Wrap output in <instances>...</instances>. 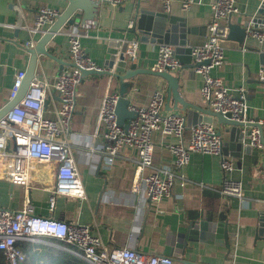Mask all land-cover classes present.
<instances>
[{
  "label": "crops",
  "instance_id": "1",
  "mask_svg": "<svg viewBox=\"0 0 264 264\" xmlns=\"http://www.w3.org/2000/svg\"><path fill=\"white\" fill-rule=\"evenodd\" d=\"M182 1L130 0L118 8L102 4L95 27H90L89 21H76L79 30L86 35L82 39V46L99 67L105 68L110 43L136 40L139 42L138 63L129 65L123 75L134 70L152 71L158 58L159 44L152 40L142 41L137 36L141 32L137 29L140 20L145 17L143 11L183 20L193 31L188 36L190 49L207 40V26L213 18L212 4L215 0H203L201 5L193 6L189 12L182 11ZM167 2L168 10L165 9ZM260 4L259 0H236L240 14L231 23L241 26L250 22V17L256 15ZM68 6V0H0V110L11 102L8 97L18 73L26 74L30 66L31 50L26 47L30 35L25 26L33 25L40 8L56 9L62 15ZM132 22L134 27L130 29ZM53 26L47 28L46 33ZM65 27L46 46L48 56L39 57L35 78L53 82L61 72L71 68L65 35L70 26ZM44 35H36L34 49ZM263 54L264 44L258 45L252 39H246L244 47H240L236 40H229L223 67L211 73L229 89L243 87L249 94L247 119L256 125L246 123L252 126L243 129L249 134L246 145H250V135L254 129L261 127L264 135V66L259 59ZM189 56L188 53L183 55L188 59ZM182 65L181 72H171L180 79L182 97L196 107L211 110L201 95L202 77L195 74L193 68H188L184 63ZM109 82H112V91L119 96L123 86L131 107L148 105L153 93L159 91L165 98L164 113L184 115L173 110L175 102L172 93L167 82L161 78L138 74L121 84L119 80L109 77L84 75L78 86L69 140L86 199L58 197L55 210L51 212L49 195L39 190L33 182L30 191L33 214L89 226L93 235L100 237L108 250L129 248L155 256H163L168 247V237L184 233L191 223H213L221 225L222 231H228L229 247L223 240L220 244H212L198 239L186 243L179 258L172 257L174 264H264V233L261 234L264 231L261 228V218L264 217L263 150L253 149L252 153L243 150L238 158L229 148L232 141L230 133H225L228 126L222 125L216 129L222 132L224 145H228L225 154L236 164L233 173L224 175L218 157L201 154H193L185 168L176 169L174 157L167 147L177 143V138L154 133V167L174 171L178 179L170 198L163 199L159 204L152 203L144 192L143 175H140L141 178L138 176V152L135 149L122 150L111 164L106 158L105 129L99 125V114ZM47 100L49 104L45 107V116L53 119L52 99L48 96ZM188 137L189 131H186L185 138ZM257 152H260L259 156L254 154ZM148 173L149 170L144 175ZM138 177L140 188L134 192L133 184ZM180 177L186 179L185 187L179 184ZM225 178L242 184L243 202L220 195ZM25 202L23 187L0 178V209L21 211ZM42 244L72 253L53 241H42ZM172 248L176 251V243Z\"/></svg>",
  "mask_w": 264,
  "mask_h": 264
},
{
  "label": "built area",
  "instance_id": "2",
  "mask_svg": "<svg viewBox=\"0 0 264 264\" xmlns=\"http://www.w3.org/2000/svg\"><path fill=\"white\" fill-rule=\"evenodd\" d=\"M102 4L118 8L130 0H100ZM203 0H183L182 11L189 12L193 6L201 5ZM166 10L169 3H166ZM213 18L208 24V37L204 44L192 48L193 70L203 79L201 95L211 111L223 116L230 115L233 121L252 123L247 119L249 94L243 87L229 89L220 78L211 75L225 63L226 43L229 25L240 14L236 0H215L212 4ZM35 14L33 25H26L30 35L26 47L36 46V35H44L46 29L54 25L61 16L60 11L40 8ZM134 22L130 24L133 29ZM76 23L65 32L69 44L71 68L63 71L53 82L35 78L24 99L0 121V178L14 186L25 189L26 202L21 211L0 209V253L6 264H22L26 256L18 248L22 243H31L37 249L42 241L63 243L87 264H174L166 256L146 255L134 249L108 250L100 237L94 236L89 226L78 222H65L36 217L30 200L32 184L49 195V210L54 212L58 197L85 200L84 186L72 153L70 127L76 112L77 91L85 72H101L86 53L82 39L86 36ZM247 39L258 45L264 44V29L252 24L246 31ZM128 47L125 58L129 65L138 63V41H121ZM182 63L175 50L168 45H159L158 58L152 69L157 73L181 72ZM25 78L18 73L8 100L16 99ZM48 96L53 103L54 118H46ZM120 96L112 91V82L102 102L99 125L105 129V154L110 164L118 154L127 148L138 152L137 172L143 175L144 192L152 203L159 204L170 198L176 180L174 171L157 169L153 165L155 146L154 133L177 138V143L167 148L174 157L176 169L185 168L193 154L216 156L220 159L224 175L236 170L234 160L224 152V144L216 127L209 123H199L188 128L181 114L164 113L165 98L162 93H153L148 105L131 107L136 118L129 121L125 131L118 123L116 107ZM189 137L185 138V132ZM250 146L262 151L260 131L254 129L250 135ZM149 170L150 173L144 175ZM142 176H140L141 178ZM181 187L186 179L180 177ZM139 177L134 181L133 191L140 188ZM225 198L244 201L243 186L238 181L225 178L220 189ZM195 264V263H194Z\"/></svg>",
  "mask_w": 264,
  "mask_h": 264
},
{
  "label": "water",
  "instance_id": "3",
  "mask_svg": "<svg viewBox=\"0 0 264 264\" xmlns=\"http://www.w3.org/2000/svg\"><path fill=\"white\" fill-rule=\"evenodd\" d=\"M261 2L258 11L254 17H250V22L245 23L241 26L229 25V40H236L240 47L245 46L246 42V31L250 24L264 29V0ZM69 6L67 10L57 19L52 29L44 35L42 41L38 44L36 49L29 51L30 54V66L25 74L22 87L15 100L11 101L9 105L0 110V121L4 118L9 111L14 107L18 106L20 102L26 96L32 81L35 79L36 70H38L39 57L48 56L46 46L51 42L56 34H59L65 26H72L78 21L82 20V23L90 22V27H95L99 17L100 7L102 2L100 0H68ZM145 17L140 20L138 31H141L138 38L142 41L152 40L153 43L159 45H168L174 47L175 54L180 63L188 65V68H195L197 65H192L193 58L191 56L192 49L188 48V36L193 33L192 29L187 27V24L183 20L178 18H169L163 14H152L143 11ZM66 28V27H65ZM133 33L136 34L134 30ZM128 44H120V42H112L109 44V49L106 58V67L101 72H85L84 75H94L97 77H109L111 79H117L124 83V81L131 79L138 74H146L153 77L161 78L167 82L172 97L174 99V111L182 112L185 124L188 128L195 126L199 123H209L215 127L226 125L228 128L225 133H230L232 144L230 149L234 150L235 156L241 157L243 150L245 153H252L253 148L248 144L246 145L249 134L243 132V129L252 126L246 123H239L233 121L230 115L223 116L217 114L211 110H204L200 107H196L184 100L180 88V79L173 76L171 72L157 73L154 71H143L134 70L127 71L129 66L125 53ZM188 53L189 59L183 57L184 54ZM261 65L264 66V54L259 57ZM192 65V67L190 66ZM62 73V72H61ZM60 73V74H61ZM59 74V75H60ZM49 102H46V106ZM131 101L127 98V93L121 87L120 99L116 107V115L118 118L119 125L127 131L129 121L136 118V113L131 111ZM192 120L193 123H192ZM256 128V127H254ZM260 143L263 146L264 153V135L262 128L260 127ZM219 136L222 137V132H218ZM224 144V143H223ZM228 145H224V152H227ZM260 152L254 153L259 156ZM261 228H264V217L261 218ZM264 231L261 232L263 234ZM198 239L201 241H207L212 244H220L223 242L229 247L228 231L225 229L222 231L221 225L208 223V222H196L191 223L184 233H180L177 236L170 235L168 237V247L163 256L169 258H179L186 243L195 242ZM176 251L172 247L175 246ZM172 258V259H173ZM174 261V260H173ZM189 264V263H187Z\"/></svg>",
  "mask_w": 264,
  "mask_h": 264
},
{
  "label": "trees",
  "instance_id": "4",
  "mask_svg": "<svg viewBox=\"0 0 264 264\" xmlns=\"http://www.w3.org/2000/svg\"><path fill=\"white\" fill-rule=\"evenodd\" d=\"M56 244L73 250L63 243ZM18 248L26 256V260L22 264H87L84 260L72 253L44 246V244L38 245L36 250H33L34 247L31 243H22L18 245ZM0 264H6L1 253Z\"/></svg>",
  "mask_w": 264,
  "mask_h": 264
}]
</instances>
